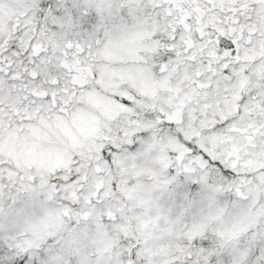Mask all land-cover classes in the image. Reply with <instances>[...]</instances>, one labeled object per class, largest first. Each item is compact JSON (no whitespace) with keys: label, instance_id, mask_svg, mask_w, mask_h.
<instances>
[{"label":"snow or ice","instance_id":"6c2138e0","mask_svg":"<svg viewBox=\"0 0 264 264\" xmlns=\"http://www.w3.org/2000/svg\"><path fill=\"white\" fill-rule=\"evenodd\" d=\"M0 264H264V0H0Z\"/></svg>","mask_w":264,"mask_h":264}]
</instances>
